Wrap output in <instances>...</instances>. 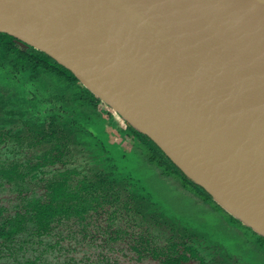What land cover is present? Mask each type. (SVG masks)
I'll return each instance as SVG.
<instances>
[{
    "label": "water",
    "instance_id": "water-1",
    "mask_svg": "<svg viewBox=\"0 0 264 264\" xmlns=\"http://www.w3.org/2000/svg\"><path fill=\"white\" fill-rule=\"evenodd\" d=\"M244 1L264 7V0ZM46 6L57 9L61 26L13 23L12 10L0 0L5 20L23 36L11 28L0 33L71 72L226 213L264 237L169 156L226 154L246 163L264 154V34L192 3L188 21L153 0H46Z\"/></svg>",
    "mask_w": 264,
    "mask_h": 264
},
{
    "label": "rangeland",
    "instance_id": "rangeland-1",
    "mask_svg": "<svg viewBox=\"0 0 264 264\" xmlns=\"http://www.w3.org/2000/svg\"><path fill=\"white\" fill-rule=\"evenodd\" d=\"M71 92V87L65 83L58 82L44 73L34 76L28 69L16 64L11 56L0 52V135L4 138L0 143V163H21L30 160L35 164L37 158L46 152L55 140L50 138L33 146L30 144L32 138L28 136L44 128L50 118L55 117L54 127L68 136L64 145L70 150V154L62 159L61 164L44 168L42 176L33 178L32 183H42V178H51L55 168L75 170L81 175L88 170L103 172L118 183L129 176L157 203L163 215L181 218L191 222L190 227L196 231L216 236L219 244L225 243L224 250L234 252L233 257L237 259L238 264H264L263 251L257 254L255 250H248L243 244V236V241L238 240L222 220H212L213 216L209 217L197 201L185 196L180 197L176 188L160 176V170L147 163L146 155L149 151L132 150L133 140L125 135L128 125L106 103L102 101L97 106V110L101 111L105 118L103 128L100 129L90 115L68 101ZM59 143L62 142L59 140ZM123 155L126 156L123 158ZM23 167L25 165L21 166V169ZM73 177L76 178L77 175L72 173ZM1 180L4 186L0 187V203L11 210L18 203L17 189L13 185L14 182L9 184L6 178ZM131 190L134 192L135 188ZM115 226V223H105L104 219L97 216L83 228H69L68 237L62 242L64 249L62 252H54L48 262L160 264L149 257L138 258L136 254L130 253L128 246H125L126 235H123L121 240H111V237H116ZM64 234L67 235L66 232ZM209 246L213 247L211 244ZM210 247L201 249L206 260L233 264L232 259L223 261L219 257H213Z\"/></svg>",
    "mask_w": 264,
    "mask_h": 264
},
{
    "label": "trees",
    "instance_id": "trees-1",
    "mask_svg": "<svg viewBox=\"0 0 264 264\" xmlns=\"http://www.w3.org/2000/svg\"><path fill=\"white\" fill-rule=\"evenodd\" d=\"M15 41L16 39L12 36L0 33V52L11 56L16 64H20L23 68L28 69L34 76L44 73L56 81L63 82L71 87L72 92L68 96V101L90 115L97 124V127L102 129L105 118L102 116L101 111L97 110V106L101 101L82 87L71 72L49 56L31 47L24 49L18 46ZM54 120H56L55 117L50 118L45 127L41 129L42 133H40V137L57 139L53 145V151L60 152L59 145L61 144L59 140L64 138L65 135H63L62 130L54 127ZM127 131L135 139L136 145L142 144L150 151L148 162L157 164L160 168L161 176H172L178 179L181 185L186 184L187 186H191L204 202L208 201L207 203H211L213 207L226 213L213 201L207 192L189 180L144 134L130 126H127ZM59 157V153L51 155L52 161L59 159ZM36 168L37 166H32L31 169L34 170ZM1 173L9 181L13 180L14 177L22 178L24 176L23 173L19 172L18 167L4 168L0 166ZM43 188L45 192L42 196L38 198L34 196L24 198V209L15 212L13 215L4 214V209L0 208V261L23 260L25 258L24 254L21 260L17 259L18 250L24 251L28 246H32L36 242L37 244L48 246L49 244L44 243L42 237L49 235L55 229H59L63 226L64 222L71 220L72 224L76 222L82 223L85 220V215L90 210H98L106 203H109L110 207L116 208L115 211H120V215L129 216L133 223H136L138 219L137 215H140V223L145 224L148 216H144V214H147V209H150L149 220H147L148 224L152 223L155 228L160 225H173L169 222L170 220L168 221L163 217L162 212L158 211L160 209L159 206H156L149 196L141 198L133 195L122 196L123 193L117 186L113 182H108L106 177L99 173L90 172V174H84L80 178H77V180L70 182L67 173L62 172L54 180L48 181ZM227 215L230 219L240 224L235 218L229 214ZM243 227L255 233L248 227ZM188 231L190 232L185 231V234H188L186 241L184 239L178 242L171 236L166 239V244L168 245L165 246L166 248L175 250L179 244H186L183 249L184 253L180 256L183 260L188 259L185 253H189L190 256L196 254L195 250L187 244L191 236L194 234H207V232L204 234L191 227H189ZM168 232L171 233L172 231ZM259 237L264 240L263 236L259 235ZM39 263L40 259L38 257L33 260L29 258L16 264ZM175 264H178V259L175 260Z\"/></svg>",
    "mask_w": 264,
    "mask_h": 264
},
{
    "label": "flooded vegetation",
    "instance_id": "flooded-vegetation-1",
    "mask_svg": "<svg viewBox=\"0 0 264 264\" xmlns=\"http://www.w3.org/2000/svg\"><path fill=\"white\" fill-rule=\"evenodd\" d=\"M41 131L42 130H39L37 132L34 131L28 136V138H32V143H30L31 145L36 146V145H39L41 142L50 139L48 137L41 138L40 137V133H42ZM65 134L66 133L63 132V135ZM125 135L130 137L133 140L134 148L132 150L136 149L138 152H140L142 149H144L145 151H149L142 144L136 145L135 139L128 134L127 127L125 129ZM3 139H4L3 136L0 135V143L3 141ZM51 139H54V138L51 137ZM66 139H68L67 134L65 135L64 138L60 139V141L62 142L60 143L61 145H59L60 152L53 151V145H54L53 144L46 152H44L40 157L37 158L38 160L35 164H32L30 160H28L27 162H21V163H9V164L0 163V166H3L4 168L18 167L19 172L23 173L24 175L22 178L14 177L13 180L9 181L8 178L3 176L2 173L0 174V187L4 186V182L1 179L6 178V182L9 184H12V182H14L13 185L17 189L16 191H17L18 203L13 209L9 210L8 208H6L0 203V208L4 209V214L13 215L15 212H19V210H23L24 209V202H23L24 198H30L31 196L38 198L42 196L45 192V189L43 188V186L47 184L48 181L54 180V178L58 177L59 173H62V172L67 173L70 182L77 180V178H80L84 174H90V172L99 173V174L104 175L108 182H113L117 186V188L123 193L122 196L133 195L137 198L149 196L148 194L145 193V190L140 185H138L135 182V180H133L129 176L126 177V179L121 180V183L120 182L118 183L112 178H110L109 175L103 172H98V171H93V170H88L87 172L81 175L79 172L75 170H69L67 168H62V169L55 168L51 178H48L45 180L42 178L41 179L42 183H32L33 178H36L37 176H40V177L42 176V174L44 173L43 171L44 168L55 167L59 165L58 163L60 164L62 163L61 161L64 157L69 156L70 150L67 149L66 146L64 145V142ZM54 140L57 141V139H54ZM58 153L60 154L59 159L52 161L51 155L58 154ZM149 153L146 155L147 163L155 166L156 168L160 170V168L157 166L156 163L148 162ZM125 156L123 155L121 157L124 158ZM24 165L25 167L21 169V166H24ZM32 166H37V168L33 170L31 169ZM72 173L76 174L77 177L72 178ZM160 176H161V173H160ZM164 178L169 181L170 185L176 188V193H178L180 197L185 196L190 200L197 201L209 217L213 216L212 220H214L215 222H218L219 219L222 220L223 223L232 230V232L234 233V236L237 237L238 240L241 239L243 241L242 239V236H243L245 238L243 244L246 245V247H248V250L250 251L255 250V253L257 254L260 253L261 251H263L264 253V240L261 239L259 235L252 233L251 231L245 229L242 225L230 219V217L226 213L222 212L216 207H213L211 203H207L208 201L204 202L202 198L195 192L194 188H192L191 186H187L186 184L181 185L180 181L172 176H164ZM131 188H135V191L133 192ZM150 199L152 202H154L152 198ZM154 204L158 206L156 202H154ZM115 209L116 208L114 207H110L109 203H106L103 205V207H100L98 210H90L85 215V220L82 223L76 222L72 224L71 220L64 222L63 226H61L59 229H55L51 231L49 235L42 237V240L44 241V243L49 244L48 246H43V245L37 244L36 242L32 246H28L24 251L18 250L17 259L21 260L22 255L24 254L25 258L23 260H27L29 258L33 260L39 257L40 259L39 264H50V262H48L49 257L53 255L54 252L55 253L57 251L62 252V250L64 249L62 242L66 237H68L69 228H72L75 226H80L81 228H83L87 223L90 222V220H94V218L98 216L104 219L105 223H111V224L115 223L116 224L114 228V234L116 237H113V238L111 237V240L118 241V240H121V238H123V235H126L127 238L126 237L124 238L126 242L125 246H128L129 252L132 254H136L138 258L149 257L151 260L159 261L158 263L160 264H175L176 259H178V264H219V263H215L213 260L212 261L206 260V257L201 252V249L205 247L208 248L210 247L209 245L211 244L213 247H210V248L214 249V250L211 249V254L213 257H219L223 261L232 259V261H234L233 264L239 263L237 259L234 258L235 257L234 252L230 253L224 250L223 248H224L225 243L219 244L217 242L216 236L209 234V233H207L206 235L194 234L193 236H191V239L188 241L187 244L195 250L196 254L193 256H190L189 253H185L186 258L188 259L183 260L180 258V256L182 255V253H184L183 249L186 244L184 245L179 244L177 248L174 250V249L165 247L167 245L166 239L171 236L175 241L180 242L184 239L186 241L188 234H185V231L190 232L188 231V229L190 227L191 222L182 220L181 218L178 219L176 217H168L162 214L163 217L166 218L168 221L170 220L169 222H171V224L173 225H167V226L160 225V226H157V228H155L153 227L152 223L148 224L149 222H147L150 216L149 212H151L150 209H147V214H144V216H148L145 224L140 223L139 221V218L141 217L140 215H137L138 219L136 220V223L135 222L133 223L130 220L129 216L120 215V211H115ZM158 211H160L161 213L160 209H158ZM167 230L172 231V232L169 233ZM65 232L67 233V235L64 234ZM56 242L58 243L56 244ZM154 248H155V251H154ZM56 259H57L56 263H58L59 256ZM23 260L21 261H14V259L4 260L5 262L0 261V264H16L17 262H23Z\"/></svg>",
    "mask_w": 264,
    "mask_h": 264
},
{
    "label": "bare ground",
    "instance_id": "bare-ground-1",
    "mask_svg": "<svg viewBox=\"0 0 264 264\" xmlns=\"http://www.w3.org/2000/svg\"><path fill=\"white\" fill-rule=\"evenodd\" d=\"M12 10V22L26 25L37 22L51 27L61 26L56 8L46 6V0H2ZM172 15L188 21L190 5L202 12L210 13L236 27L246 28L256 34H264V7L244 0H153ZM0 8V29H13L5 20ZM63 28L71 31L65 24ZM171 159L189 177L202 184L215 200L230 214L259 233L264 234V154L255 155L251 161L240 163L231 155L170 154ZM242 168L237 169L236 168ZM227 182V184H226ZM228 185V187H224Z\"/></svg>",
    "mask_w": 264,
    "mask_h": 264
}]
</instances>
